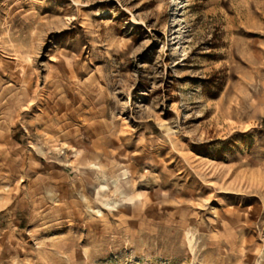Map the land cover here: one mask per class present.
<instances>
[{
	"label": "rangeland",
	"instance_id": "374dc122",
	"mask_svg": "<svg viewBox=\"0 0 264 264\" xmlns=\"http://www.w3.org/2000/svg\"><path fill=\"white\" fill-rule=\"evenodd\" d=\"M0 264H264V0H0Z\"/></svg>",
	"mask_w": 264,
	"mask_h": 264
}]
</instances>
